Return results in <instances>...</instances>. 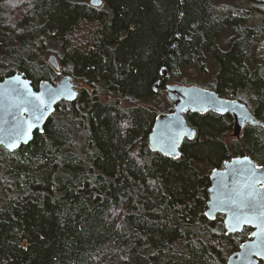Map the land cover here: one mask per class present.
Masks as SVG:
<instances>
[{"label": "trees", "instance_id": "trees-1", "mask_svg": "<svg viewBox=\"0 0 264 264\" xmlns=\"http://www.w3.org/2000/svg\"><path fill=\"white\" fill-rule=\"evenodd\" d=\"M218 1L0 0V81L82 85L31 142L0 145V264H226L249 232L228 235L204 216L206 171L232 156L264 160V126L246 124L236 139L230 115L185 112L195 136L179 158L148 148L164 64L160 87L212 57L213 91L264 122V61L249 52L264 36V1ZM255 7L262 19L246 22Z\"/></svg>", "mask_w": 264, "mask_h": 264}, {"label": "water", "instance_id": "water-1", "mask_svg": "<svg viewBox=\"0 0 264 264\" xmlns=\"http://www.w3.org/2000/svg\"><path fill=\"white\" fill-rule=\"evenodd\" d=\"M93 7H99L102 0H89ZM47 62L56 71L60 70L58 60L54 54L47 57ZM160 77L154 83V91L158 90L163 78L167 76L165 64L161 67ZM17 92H13L12 89ZM80 84L73 82L70 77H63L55 83L47 80L39 82L35 89L29 78L23 73H15L0 81V145L9 152H14L22 145H26L34 138L35 132H43L44 125L49 116L54 112L56 104L61 100L72 102L78 96ZM49 89L59 90L60 95L54 99L49 98ZM166 101L173 106L170 112H159L154 120L151 132L148 135V147L162 156L177 159L181 155V145L185 138L192 139L195 130L186 122L184 113H206L211 111L219 115L228 114L233 118L231 137L239 138L246 124L264 126V122L254 116L251 110L242 102L236 99L221 97L213 90H205L196 86H183L178 84H166L163 87ZM36 96H42L44 106L42 108L43 118L36 120L34 116L24 111L27 105L25 100L38 103ZM40 115V113H36ZM34 125L29 131L28 122ZM179 125V127H177ZM22 129L28 132L26 139L15 141L16 146L12 147V135L14 129ZM194 133V136L180 135L179 133ZM175 141V149L170 148L172 141ZM171 152V154H169ZM247 157V160L244 158ZM210 186L208 188V200L205 216L213 221L218 214L224 216V228L227 234L241 232L243 227L251 228L249 239L241 243L238 250L231 253L226 264H264V236L253 235L259 229L256 223H264V216L253 223H245L243 217L237 221L233 216L235 205L228 201V197H235L241 193L246 200H255L257 205L264 207V168L257 165L248 154L232 156L225 161L222 168L212 170L209 175ZM249 192L253 194L248 195ZM249 218L259 216L255 210L243 209ZM207 213V215H206ZM243 245V247H242Z\"/></svg>", "mask_w": 264, "mask_h": 264}, {"label": "rangeland", "instance_id": "rangeland-1", "mask_svg": "<svg viewBox=\"0 0 264 264\" xmlns=\"http://www.w3.org/2000/svg\"><path fill=\"white\" fill-rule=\"evenodd\" d=\"M261 1H264V0H256L257 3H260ZM221 3H227L228 5L233 6V7H236L242 4L246 5L241 0H219L216 4L221 5ZM247 6L249 5L247 4ZM262 8L264 9V6H262ZM262 17L263 15L260 13V9L258 7H255V18L252 19L251 17V19L248 21L246 20V22L252 24L253 20L258 21V20H261ZM262 23L264 24V21H262ZM229 29H230L229 27L225 28L221 32L219 36V40H220V37H226V35H228ZM249 52H250V55L257 57L256 59H260L264 61V36H258L254 40L253 44L249 48ZM206 63L207 65H206L205 70H201L197 64L185 65V66L180 67L178 71V75L174 78L173 81L169 82L168 84H178V85H183V86H196V87H199L205 90H213L212 85H213L216 73L218 71V63L212 57H211V61L209 63L208 62ZM80 87L82 88V85ZM164 97H165V93L164 91H161L159 95V102H156V103L159 104L160 112H169L167 110L170 108L171 105L166 101V99H164ZM154 101L155 99L152 98L148 100L147 102L145 101V103L148 105H152ZM256 162L258 166L264 168V160H256ZM194 166L198 168V166H196L195 164ZM200 170L204 171V168ZM208 171L209 170H207L206 172L208 173V175H210L211 171L209 172Z\"/></svg>", "mask_w": 264, "mask_h": 264}, {"label": "snow or ice", "instance_id": "snow-or-ice-1", "mask_svg": "<svg viewBox=\"0 0 264 264\" xmlns=\"http://www.w3.org/2000/svg\"><path fill=\"white\" fill-rule=\"evenodd\" d=\"M13 92H17L16 89H12ZM61 93L59 92V90H53V89H49L48 90V97L54 99L56 96L60 95ZM36 101H38V103H33L32 101L29 100H25L24 103H26L27 105H29L30 107H25L24 111H28L30 112L34 118L36 120H40L43 118V113H42V108L44 106V99L42 96H36ZM36 113H40V115H36ZM34 127V125L31 123V121L28 122V129L29 131ZM177 127H179V125H177ZM180 135H188V136H194V133H184L181 132L179 133ZM28 136V132L23 131L22 129H14V134L12 135V147H15V141L18 139H26ZM2 142V141H0ZM170 148L172 150L175 149V141L173 140L170 144ZM171 154V152L169 153ZM245 160H247V157L244 158ZM262 187H264V185H261ZM253 193L249 192L248 195L251 196ZM231 204L235 205V209L233 211V216L237 221H240L241 218L243 217V220L245 223H253L255 220L259 219L260 216H264V207H260L257 205V202L255 200H246L245 198L242 197L241 193H236L235 197L229 196L228 197V201ZM243 209H248L249 211L255 210L256 212L259 213V216H252L251 218L247 217L245 215V213L243 212ZM207 215V213H206ZM255 226L259 229L258 233H253V235H260V236H264V223H256ZM243 247V245H242Z\"/></svg>", "mask_w": 264, "mask_h": 264}, {"label": "flooded vegetation", "instance_id": "flooded-vegetation-1", "mask_svg": "<svg viewBox=\"0 0 264 264\" xmlns=\"http://www.w3.org/2000/svg\"><path fill=\"white\" fill-rule=\"evenodd\" d=\"M163 86H161V88H162ZM224 164V163H223ZM223 167V166H222ZM221 167V168H222ZM211 172H212V170H211ZM208 200V199H207ZM206 208H207V202H206ZM206 210V209H205ZM216 220H218V223L222 226V228L224 229V231H225V228H224V223H223V220H224V216L222 215V214H218L216 217H215V219L213 220V221H211V220H209L210 222H215ZM245 229H248V235H247V238L244 240V241H246L247 239H249V234H250V232L252 231L251 230V228H249V227H243V229H242V231L241 232H238V233H234V234H231V235H239V234H241ZM226 233V232H225ZM227 234V233H226ZM243 241V242H244ZM242 242V243H243ZM241 245V243L239 244V246ZM239 246H238V248H239ZM238 248L236 249V250H238ZM235 250V251H236ZM233 253V252H232ZM258 264H263L262 263V261H259V263Z\"/></svg>", "mask_w": 264, "mask_h": 264}, {"label": "bare ground", "instance_id": "bare-ground-1", "mask_svg": "<svg viewBox=\"0 0 264 264\" xmlns=\"http://www.w3.org/2000/svg\"><path fill=\"white\" fill-rule=\"evenodd\" d=\"M19 1H20V0H19ZM51 68H52V67H51ZM52 69H53V68H52ZM53 70H54V69H53ZM54 71H56V70H54ZM14 74H15V73H14ZM12 75H13V74H12ZM160 75H161V74H160ZM10 76H11V75H10ZM63 77H67V76H63ZM63 77H62V78H63ZM68 77H70V76H68ZM70 78H71V77H70ZM158 79H159V78H158ZM158 79H157V80H158ZM59 80H60V79H59ZM157 80H156V81H157ZM47 81H48V80H47ZM156 81H155V82H156ZM56 82H57V81H56ZM54 83H55V82H54ZM153 86H154V85H153ZM164 86H165V85H164ZM164 86H163V87H164ZM37 87H38V86H37ZM163 87H162V88L159 87L158 89H163ZM153 90H154V87H153ZM156 91H157V90H156ZM153 124H154V123H153ZM248 125H249V124H248ZM152 127H153V126H152ZM262 127H263V126H262ZM151 130H152V129H151ZM150 132H151V131H150ZM241 133H242V132H241ZM240 136H241V135H240ZM239 138H240V137H239ZM239 138H236V139H239ZM186 139H187V138H186ZM188 140H191V139H188ZM2 148H4V147H2ZM148 148H149V147H148ZM4 149H5V148H4ZM5 150H6V149H5ZM149 150H150V149H149ZM6 151H7V150H6ZM150 151H151V150H150ZM152 152H155V151H152ZM230 159H231V158H230ZM230 159H229V160H230ZM227 161H228V160H227ZM209 186H210V185H209ZM208 188H209V187H208ZM206 209H207V208H206ZM205 211H206V210H205ZM205 211H204V216H205ZM205 217H206V216H205ZM206 218H207V217H206ZM208 220H209V219H208ZM228 235H231V234H228Z\"/></svg>", "mask_w": 264, "mask_h": 264}]
</instances>
